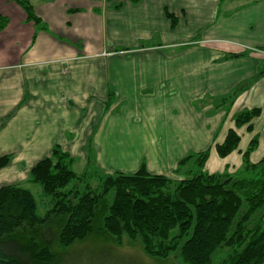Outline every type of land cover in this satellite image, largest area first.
Instances as JSON below:
<instances>
[{
	"label": "crops",
	"instance_id": "1",
	"mask_svg": "<svg viewBox=\"0 0 264 264\" xmlns=\"http://www.w3.org/2000/svg\"><path fill=\"white\" fill-rule=\"evenodd\" d=\"M28 1L46 29L0 0V188L27 182L56 146L81 173L91 158L105 174L145 165L173 180L192 153L210 150V174L239 170L255 138L250 159L264 158V75L217 102L264 70V0ZM255 108L253 131L236 129ZM232 129L240 146L221 159Z\"/></svg>",
	"mask_w": 264,
	"mask_h": 264
},
{
	"label": "trees",
	"instance_id": "2",
	"mask_svg": "<svg viewBox=\"0 0 264 264\" xmlns=\"http://www.w3.org/2000/svg\"><path fill=\"white\" fill-rule=\"evenodd\" d=\"M14 1L29 21L46 29L28 0ZM169 17L175 26L176 18ZM7 24L0 17V31ZM263 75L261 68L254 79L217 100L218 107L231 106ZM261 114L259 108L241 111L234 117L236 129L252 132ZM240 142L238 132L230 130L215 148L218 156L225 159ZM258 145L253 139L235 173L205 171L210 150L189 154L175 171L179 180L152 175L145 165L132 175L105 174L91 158L77 173L76 159L56 146L27 180L42 189L43 215L29 189L0 188V264H59L53 245L66 249L93 236L118 246L127 239L141 244L149 257L173 256L181 264H264V158L250 159ZM10 161V156L0 158V170Z\"/></svg>",
	"mask_w": 264,
	"mask_h": 264
},
{
	"label": "rangeland",
	"instance_id": "3",
	"mask_svg": "<svg viewBox=\"0 0 264 264\" xmlns=\"http://www.w3.org/2000/svg\"><path fill=\"white\" fill-rule=\"evenodd\" d=\"M83 168L77 165L74 170L81 173ZM176 180H179V176ZM19 185L32 191L39 204V214L43 215L45 201L41 199V187L27 182ZM53 246V251L60 255L59 264H181L177 257L173 256L166 260L149 257L144 253L141 244L130 243L127 239H124L122 246L100 236L77 242L66 249L56 244Z\"/></svg>",
	"mask_w": 264,
	"mask_h": 264
}]
</instances>
